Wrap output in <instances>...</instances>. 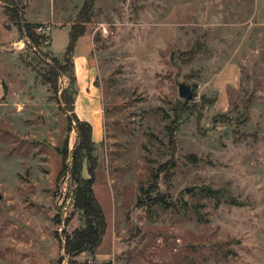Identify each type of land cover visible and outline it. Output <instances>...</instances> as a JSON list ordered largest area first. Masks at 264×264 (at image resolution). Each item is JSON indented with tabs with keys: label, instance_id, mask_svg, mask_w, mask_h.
Here are the masks:
<instances>
[{
	"label": "rangeland",
	"instance_id": "obj_1",
	"mask_svg": "<svg viewBox=\"0 0 264 264\" xmlns=\"http://www.w3.org/2000/svg\"><path fill=\"white\" fill-rule=\"evenodd\" d=\"M84 2L22 0L44 27L34 47L0 2V264H67L64 240L83 226L69 178L57 180L79 136L71 95L78 119L101 125L93 192L106 222L78 263L264 264V0H96L78 21ZM77 23L73 60L92 82L71 87L55 62ZM160 169L163 202L145 205Z\"/></svg>",
	"mask_w": 264,
	"mask_h": 264
},
{
	"label": "trees",
	"instance_id": "obj_2",
	"mask_svg": "<svg viewBox=\"0 0 264 264\" xmlns=\"http://www.w3.org/2000/svg\"><path fill=\"white\" fill-rule=\"evenodd\" d=\"M96 0H85L79 14L78 21H86L89 15L92 13L93 5ZM4 6V14L11 22H14L22 37L26 38L30 46L38 45L44 37H41L36 33V29L41 25L35 23H29L24 19L22 0H0ZM84 28L78 23L73 25L68 32V42L66 49L63 53V62L65 66H60L56 63L57 76L67 74L70 81L69 85L72 87L76 84V77L74 72V60L73 51L76 41L82 36ZM46 40V39H45ZM54 76L56 73L52 72ZM53 89V82L47 79L45 81ZM65 92H63V95ZM65 102L68 106L67 112L71 113V116L67 117L68 124L72 121L76 122L78 131V142L71 153L70 164L67 163L69 153L67 144L60 150L62 156V166L57 180L68 177L71 183L72 194V208L77 211L83 220V226L75 229L71 234L66 236L63 243L64 256L60 258L67 260V264H81L78 263L75 258L82 253L93 254L101 245L102 238L106 230L105 217L101 206L97 202L93 185L95 182V170L97 168V161L93 157V140H92V127L89 123L80 121L74 112V99L73 96L65 97ZM176 130V129H174ZM172 138V136H171ZM86 165L87 177L82 176V170ZM162 170L160 169L152 177V182L146 193L149 195L155 193L154 198H149L145 205H154L157 202H163L164 195H161L158 191V174ZM142 190V189H141ZM144 206L142 202H137L136 207ZM82 264H89L84 262ZM97 264V263H95ZM111 264V263H104Z\"/></svg>",
	"mask_w": 264,
	"mask_h": 264
},
{
	"label": "crops",
	"instance_id": "obj_3",
	"mask_svg": "<svg viewBox=\"0 0 264 264\" xmlns=\"http://www.w3.org/2000/svg\"><path fill=\"white\" fill-rule=\"evenodd\" d=\"M81 59H82L80 61L81 62L80 63L81 72H79V70H78L77 61L74 62V72H75V77H76V83L79 85L92 82V80H91V70L92 69L89 66L90 64L88 63V60L85 57H83ZM92 78H93V76H92ZM90 104H91V106H94L93 103H90ZM94 120H95V117H93L91 119V121H88V122L84 121V122H87L91 125L92 135L98 136L99 132L101 131V125L98 123H96V124L92 123V121H94ZM95 122H97V121L95 120Z\"/></svg>",
	"mask_w": 264,
	"mask_h": 264
},
{
	"label": "water",
	"instance_id": "obj_4",
	"mask_svg": "<svg viewBox=\"0 0 264 264\" xmlns=\"http://www.w3.org/2000/svg\"><path fill=\"white\" fill-rule=\"evenodd\" d=\"M178 95L181 99H184L186 101L190 100L193 97V93L190 86L184 83L178 84Z\"/></svg>",
	"mask_w": 264,
	"mask_h": 264
},
{
	"label": "built area",
	"instance_id": "obj_5",
	"mask_svg": "<svg viewBox=\"0 0 264 264\" xmlns=\"http://www.w3.org/2000/svg\"><path fill=\"white\" fill-rule=\"evenodd\" d=\"M43 29H44V27H41V26H40V27H38V28L36 29V32L39 33V32H41V31H43Z\"/></svg>",
	"mask_w": 264,
	"mask_h": 264
}]
</instances>
